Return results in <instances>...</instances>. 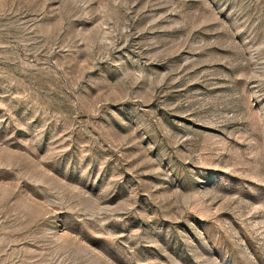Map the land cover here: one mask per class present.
<instances>
[{"label":"rangeland","instance_id":"374dc122","mask_svg":"<svg viewBox=\"0 0 264 264\" xmlns=\"http://www.w3.org/2000/svg\"><path fill=\"white\" fill-rule=\"evenodd\" d=\"M0 264H264V0H0Z\"/></svg>","mask_w":264,"mask_h":264}]
</instances>
